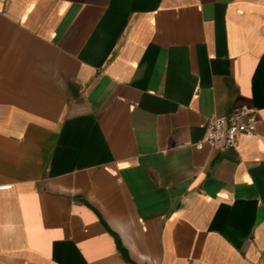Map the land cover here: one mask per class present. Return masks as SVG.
<instances>
[{"label":"crops","instance_id":"obj_1","mask_svg":"<svg viewBox=\"0 0 264 264\" xmlns=\"http://www.w3.org/2000/svg\"><path fill=\"white\" fill-rule=\"evenodd\" d=\"M0 264H264V0H0Z\"/></svg>","mask_w":264,"mask_h":264},{"label":"built area","instance_id":"obj_2","mask_svg":"<svg viewBox=\"0 0 264 264\" xmlns=\"http://www.w3.org/2000/svg\"><path fill=\"white\" fill-rule=\"evenodd\" d=\"M255 116L248 110L206 120L204 141L212 146L234 148L242 135H253Z\"/></svg>","mask_w":264,"mask_h":264}]
</instances>
